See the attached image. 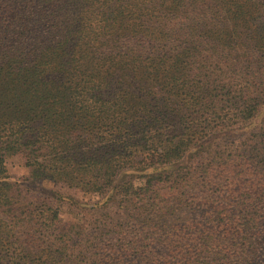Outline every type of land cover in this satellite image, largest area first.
<instances>
[{
	"label": "trees",
	"instance_id": "trees-1",
	"mask_svg": "<svg viewBox=\"0 0 264 264\" xmlns=\"http://www.w3.org/2000/svg\"><path fill=\"white\" fill-rule=\"evenodd\" d=\"M261 79L264 0H0V264H264Z\"/></svg>",
	"mask_w": 264,
	"mask_h": 264
},
{
	"label": "rangeland",
	"instance_id": "rangeland-1",
	"mask_svg": "<svg viewBox=\"0 0 264 264\" xmlns=\"http://www.w3.org/2000/svg\"><path fill=\"white\" fill-rule=\"evenodd\" d=\"M262 83L263 82V79ZM264 90V87L262 88ZM6 172L8 176L12 179L16 180V178L27 176V171L22 167V162L19 159L9 158L5 162ZM11 179V180H12ZM29 188H35V195L39 196L40 199H48L51 205H58L59 201L53 200L50 198L51 195H59L63 197H71L75 199L77 202L72 207H68L67 203L61 204L62 211V226H68L71 220L74 219L75 214L82 208H85L88 203L91 202L92 197L89 194L83 195L77 191L72 189H67L65 186H53L48 183L38 182L35 185H29ZM83 217V221L85 224H88L90 213L88 211L82 210L80 217ZM80 217L78 219H80Z\"/></svg>",
	"mask_w": 264,
	"mask_h": 264
}]
</instances>
